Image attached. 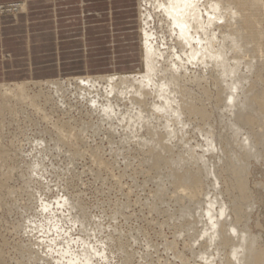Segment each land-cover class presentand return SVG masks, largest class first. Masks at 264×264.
Wrapping results in <instances>:
<instances>
[{
  "label": "rangeland",
  "instance_id": "rangeland-1",
  "mask_svg": "<svg viewBox=\"0 0 264 264\" xmlns=\"http://www.w3.org/2000/svg\"><path fill=\"white\" fill-rule=\"evenodd\" d=\"M140 1V14L146 15L151 9L146 2ZM101 2L103 5L101 13L104 14L102 37H106L107 33L105 31L107 27L104 19H106V13L109 9V6H107L109 2L107 0H101ZM259 2L264 5V0H259ZM22 4L24 3L0 2V17H13L15 14L22 13L17 10L18 6ZM2 6L3 8H1ZM113 7L118 9V16H113L115 24L118 25L114 26L116 42H114L109 52L111 55H116L117 65L113 66L112 70H109V68L103 69L105 67H102L99 73L92 75L63 76L59 78V81L60 83L62 82L61 86L64 89L68 88L69 80H73V78L105 76L113 73L126 74L137 72L141 69L137 1L128 2V7H126V3L122 2V0H113L111 9ZM148 27L147 29L153 33L152 40L150 39L151 42L162 48L161 38H159L162 36V32L160 31L158 17L153 15L149 19ZM102 45L104 48L107 47L105 40H103ZM103 54L107 55L108 51L104 49ZM126 61L127 66L124 64ZM187 65L186 69L188 71L185 69V73L187 72L188 75L186 74L184 85L188 91L191 89L189 95L194 96L196 95V87L193 82L202 72L197 69V67L199 68L198 65ZM194 70H197L198 75ZM190 75L193 77L191 78ZM29 82L27 81V85L23 87L26 99L17 101L16 98L11 97L12 100L10 98L11 101H9L14 104V107L13 104L7 101L3 105L4 110L0 112V152L2 150L6 151L5 155L3 154L5 157L0 153V158L3 157L2 160L0 159V257H2L3 263L69 264V259L79 254L82 248L79 226L71 222V213L63 205V200L70 198V200L77 202L81 206L80 209H82L81 211L89 225L91 223L94 224L93 226L91 224L90 228L97 230L94 234L96 237L92 236L90 243L98 248L106 249L107 256L95 257L93 264H122V260L126 257L130 260V264H181V261L184 260L187 264H203V261L198 257L203 250L202 244L189 241L184 233L181 234L178 228L179 204H177V196L173 193L170 184H168L169 182H167L166 169L155 171L154 169H149V163L142 159L144 154L141 152L145 151L146 146L138 144L140 143L138 139L129 140L130 142L125 143L124 146L120 145L119 143L123 136V131L120 127L116 128L114 132H110L111 134L113 133L111 137L107 136L108 126L105 123L101 125L97 113L93 111L88 102L79 99L75 93L68 92L63 95H55V93H52L53 88L50 84L46 83V85L44 83V85L38 86L34 84L38 81H31V84ZM24 83L22 82V84ZM14 84L1 83L0 88L10 87L12 92L18 91L15 88L13 90L12 86ZM206 86L209 87L213 94L209 91V95L211 94L209 96L210 101H206L204 106L206 112L208 111L207 113L212 114L210 118L213 119L210 120L209 118L207 122H199L200 119L190 120L192 124L190 129L192 131L189 130L188 136H185L184 141H179V143L175 140L173 141L172 146L176 144L173 147L175 150L172 148L174 152L168 153L166 158H186L190 154L189 150L186 149L189 146L193 156H197L195 158H198L201 154H206L204 157L209 158L210 162L215 161L216 159L213 155L205 152L204 133L210 132V129H206L211 128L214 133H217L221 130L220 128L223 125L221 123H224V121L228 123L227 125H230L229 129H234L235 126H232L230 120L232 119V112H235V107L232 106L228 108L229 110L226 109L227 117L222 110L224 107L221 106L222 108L218 109L221 112L220 114L215 109L212 101L215 93L212 90L214 84L207 81ZM1 93L3 92L0 90V104ZM237 93L238 103L243 104L244 97H241L244 96L243 93L241 91ZM35 95L37 98L34 103H31V100L36 97ZM44 96L52 97L55 103H59L58 97L61 96V108H53L54 103H51V101L50 103L49 101L47 102ZM46 103L47 105L45 106ZM8 108L9 110H7ZM215 115H219V117L221 115L223 120L220 119L221 117H215ZM260 120V123L258 121L254 122L253 126L241 127L240 131L244 134V137L252 131L259 132L264 129V117ZM61 123L62 127L60 126ZM82 123L92 124L94 127L101 125V127L98 132H94L91 128H80ZM159 124L160 122L158 121L157 126ZM195 125L198 127L195 128ZM200 126L205 127H201L202 130L200 129V132L205 130L201 134L198 130ZM206 126L210 127L206 128ZM57 129L63 130L58 131ZM234 131L235 129L229 132L232 134ZM60 132H62V135L69 133V136L65 135L66 140L63 136L59 137ZM198 132L200 135L197 134ZM76 134L79 136H76ZM58 137L60 141L57 140ZM242 137L240 142L243 141ZM38 141L44 142V148L37 147L36 143ZM71 141L73 145L70 144ZM262 147V142L256 145L260 152ZM68 150L72 153L71 155L68 154ZM34 158L37 160L33 161ZM193 161L192 165H189V163L186 166L187 169L194 164L197 167L196 161ZM37 163L40 167L36 166ZM247 164L249 166L247 165L246 167L248 171L244 181V186H246L245 194L247 196L245 202L251 207L247 208L246 205V208H244L247 211V216L243 219L241 217L237 221L238 223H235L238 228L246 225V228L249 229L248 232L252 234L251 236L258 239L259 247L264 253V155L258 158H251ZM27 167L29 169L36 167L35 169L38 173L32 172ZM199 174L203 177V194L212 188H210L212 184L210 179H206L205 173L201 174L200 172ZM159 181H161L160 184L158 183ZM234 183L232 179H226V177L221 176L215 186L216 193L221 195L224 202L227 201L226 204L229 205H232V201L239 194L232 187ZM157 189L158 191H156ZM160 189L166 195L162 201L156 198V194ZM231 191L233 192L231 193ZM200 198L202 199L203 196ZM44 207H46V210H43ZM214 210H217V207ZM233 218L234 216H232ZM36 225L40 226V228L33 229L32 227ZM227 252L228 250L226 249L222 250L220 255L222 257L224 255L227 256ZM219 257L215 256V264H220Z\"/></svg>",
  "mask_w": 264,
  "mask_h": 264
},
{
  "label": "bare ground",
  "instance_id": "bare-ground-1",
  "mask_svg": "<svg viewBox=\"0 0 264 264\" xmlns=\"http://www.w3.org/2000/svg\"><path fill=\"white\" fill-rule=\"evenodd\" d=\"M136 1L141 65L139 71L126 74L113 73L105 76L73 78V80H69L67 89L61 86L62 82L60 83L59 79L58 81L56 79L32 83L38 86H42L44 83L50 84L53 88L52 93H55V95H63L68 92L75 93L79 99L88 102L93 111L97 113L100 124L105 123L108 126L107 136L111 137L113 133L110 132H114L116 128L120 127L123 131L120 145L124 146L129 140L138 139L140 141L138 144L146 146L145 151L141 152L144 154L142 159L149 163V169H154V171L166 169L167 182H169L168 184H170L173 193L177 196V204H179L178 228L189 241L202 244L203 250L201 249L202 251L198 257L203 261V264H213L216 260L215 256H221L219 257L220 264H264V253L259 247L258 239L251 236L252 234L248 232L249 229L246 228V225L238 228L235 223L241 217L242 219L245 218L247 216L245 208L251 207L245 202L247 196L244 181L248 171L246 170L248 160L264 155V129L259 132L252 131L246 137L240 131L241 127L253 126L254 122H259L264 117V5H261L259 0H142L151 9L146 15H142L140 14L141 1ZM24 9V4H22L18 6L17 10L25 12ZM153 15L158 17L160 31L162 32V36L159 37L161 38L162 48L151 42L153 33L147 29L149 28V19ZM187 64L198 65L199 68L197 67V69L202 72L193 82L196 87V95L194 96L189 95L190 87L188 91L184 85ZM194 71L198 75L197 70ZM190 77L193 76L190 75ZM207 81L214 84L212 90L215 93L212 101L215 109L218 110L222 106L225 109L222 110L226 114V109L232 106L235 107V112L231 111L233 115L230 120L232 126H235V131L231 134L229 131L234 129H229L230 125H227L228 123H225V121L221 123L223 125L221 128L219 126L221 130L217 133H214L211 128L206 129H210V132L204 133L205 144L202 143L205 145V152L213 155L215 161L210 162L209 158L204 157L206 154L202 155L201 153V156L195 158L197 156H193L189 146L186 149L189 150L190 154L186 158H166L168 153L171 154L173 151L172 148L176 146V144L172 146L173 141L179 143V141H184L185 136H188L187 134L192 126L190 122L193 119H200L199 122H207L211 117L212 114L207 113L208 111L206 112L204 106L206 101H210L209 96L213 94L206 86ZM188 82L190 83L189 80ZM25 85H27L26 82L24 84L22 82L21 84L15 83L12 86L13 90L14 88L18 90L15 92H12L10 87L0 88L3 92L1 93L0 112L4 110V103L7 101L9 103L12 98H16L17 101L26 99L23 92ZM210 85L212 86V84ZM39 91L42 93L41 90ZM238 91H241L244 95L241 96L244 97L243 104L238 103L236 97ZM60 97H58L59 103L56 102V104L52 97L44 96L47 102L54 103L53 108H61ZM36 98L37 96L31 100V103H34ZM28 104L30 103L28 102ZM28 106L30 107V105ZM218 111L220 112V110ZM216 115L215 117L218 118L219 115ZM220 117V119L223 118L221 115ZM158 121L160 126H157ZM101 125L94 127L92 124L82 123L80 128H91L94 132H98ZM60 126L62 127V123ZM204 126L198 128L199 132L202 130L201 127ZM57 130L62 131L63 129ZM199 132L198 135L202 133L199 134ZM65 135L69 136V133L62 135V132H60L59 137L63 136L65 138ZM76 136L79 135L76 134ZM59 137L58 141H60ZM241 137L243 138L242 142H240ZM64 138L62 139L64 140ZM72 141L70 144H72ZM259 142H262L263 145L261 152L260 149L256 148ZM36 145L39 148H44L45 144L38 141ZM3 148L5 149V147ZM173 149L175 150V148ZM69 150L67 152L71 155L72 153ZM0 153L5 155L6 151L2 150ZM0 159L2 160L3 157ZM35 159L33 161L37 160ZM193 160L196 161L197 167L194 164L187 169L186 166L189 163V165H192ZM28 161L30 160L28 159ZM139 162L141 163V161ZM1 164L3 163L1 162ZM36 166H39L38 163ZM35 168H32L34 170L30 169L36 173ZM178 169L182 171L180 172ZM200 172L201 174L205 173L206 179H210L212 184L210 186L212 188L203 194V177L200 176ZM221 176L235 182L232 187L239 194L234 201L230 200L232 205L226 204L227 201L224 202L222 196L216 193L215 186ZM160 182L158 183L160 184ZM164 187L163 189H165ZM162 191L160 189L156 194V198L161 201L166 196ZM200 195L203 196L202 199ZM63 205L71 213V222L79 226L80 243L82 245L80 253L69 259V264H93L95 257H106V249L98 248L90 243V238L92 236L96 237L94 234L97 230L90 228L92 223L89 225L81 211L82 209H80L81 206L70 200V198H65ZM215 207H217V210H214ZM43 210H46V207ZM232 216H234L233 219ZM32 228L36 229L40 226L36 225ZM225 249L228 250L227 256L222 257L220 251ZM180 257L182 256L180 255ZM129 261L126 257L122 260V264H130ZM184 261H181V264H185L186 261L185 263ZM0 264H4L2 257H0Z\"/></svg>",
  "mask_w": 264,
  "mask_h": 264
},
{
  "label": "crops",
  "instance_id": "crops-1",
  "mask_svg": "<svg viewBox=\"0 0 264 264\" xmlns=\"http://www.w3.org/2000/svg\"><path fill=\"white\" fill-rule=\"evenodd\" d=\"M107 1V34L102 37L101 0H0L23 2L25 8L13 17H0V82L52 81L96 74L102 67L112 70L117 57L109 51L116 42L113 16L118 9ZM122 2L128 7L132 0Z\"/></svg>",
  "mask_w": 264,
  "mask_h": 264
}]
</instances>
